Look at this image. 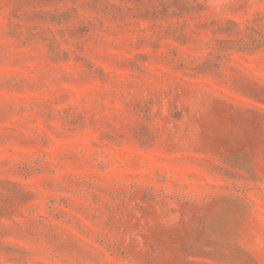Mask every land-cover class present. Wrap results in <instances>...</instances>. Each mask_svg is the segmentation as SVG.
<instances>
[{
  "label": "rangeland",
  "instance_id": "1",
  "mask_svg": "<svg viewBox=\"0 0 264 264\" xmlns=\"http://www.w3.org/2000/svg\"><path fill=\"white\" fill-rule=\"evenodd\" d=\"M0 264H264V0H0Z\"/></svg>",
  "mask_w": 264,
  "mask_h": 264
}]
</instances>
